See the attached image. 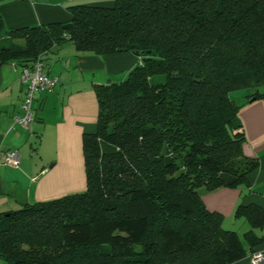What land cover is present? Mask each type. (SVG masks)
Masks as SVG:
<instances>
[{
  "label": "trees",
  "instance_id": "obj_1",
  "mask_svg": "<svg viewBox=\"0 0 264 264\" xmlns=\"http://www.w3.org/2000/svg\"><path fill=\"white\" fill-rule=\"evenodd\" d=\"M64 22L6 30L0 66L70 41L77 54L132 52L121 81L94 86L84 190L0 212L5 264H232L263 241L264 209L238 204L240 233L203 194L248 186L258 166L236 120L264 97V0H114ZM22 38L24 45L12 42ZM245 104V103H244Z\"/></svg>",
  "mask_w": 264,
  "mask_h": 264
},
{
  "label": "crops",
  "instance_id": "obj_2",
  "mask_svg": "<svg viewBox=\"0 0 264 264\" xmlns=\"http://www.w3.org/2000/svg\"><path fill=\"white\" fill-rule=\"evenodd\" d=\"M113 2L0 0V17L5 29L12 30L67 21L74 5L110 6ZM12 42L25 44L22 38ZM42 62L58 82L53 91L36 93L35 119L29 128L13 122L14 115L22 114L20 104L25 93L20 66L15 61L0 66V152L12 149L20 155L17 167L6 165L0 155V212L85 189L82 138L96 130L98 101L94 86L124 78L138 57L129 51L100 56L77 54L72 43L65 41L44 54ZM260 91L264 92V86ZM237 100L243 104L236 120L245 133L243 151L257 158L259 166L247 176L248 186L219 188L203 194L205 205L220 212L223 219L234 217L238 204L264 209V97L246 103L245 92H241ZM234 219L240 221V229L234 230L249 229L245 220ZM261 233L264 236V229ZM258 248L264 252V239ZM247 263L248 256L232 264Z\"/></svg>",
  "mask_w": 264,
  "mask_h": 264
},
{
  "label": "built area",
  "instance_id": "obj_3",
  "mask_svg": "<svg viewBox=\"0 0 264 264\" xmlns=\"http://www.w3.org/2000/svg\"><path fill=\"white\" fill-rule=\"evenodd\" d=\"M20 82L25 88L24 97L20 104L22 114L14 115L13 122L23 128H29L31 122L35 119L34 101L36 93L53 91L58 80L56 77L50 76L42 60L37 59L31 65L20 68ZM0 155L6 165L14 167L19 165L20 155L18 151L6 150L0 152ZM247 264H264L263 250L257 249L248 254Z\"/></svg>",
  "mask_w": 264,
  "mask_h": 264
},
{
  "label": "rangeland",
  "instance_id": "obj_4",
  "mask_svg": "<svg viewBox=\"0 0 264 264\" xmlns=\"http://www.w3.org/2000/svg\"><path fill=\"white\" fill-rule=\"evenodd\" d=\"M7 44H8L7 42L0 41V45H7ZM122 79H124V78L123 77L122 78H114V79H112L110 81L111 82L112 81H116L117 82V81H121ZM241 92H244V91L243 90L242 91L241 90H239V91H233V92H231V97L233 99L237 100V97H238L239 94H241ZM236 222H238L237 223V226H236ZM239 222L240 221L239 220L237 221L236 219H234V217H232V218L231 217L230 218H224L223 219V223L224 224L222 223V225L226 229H240V228H238ZM239 231H241V230H239ZM240 233H242V232H240ZM0 264H5V262L1 258H0Z\"/></svg>",
  "mask_w": 264,
  "mask_h": 264
}]
</instances>
